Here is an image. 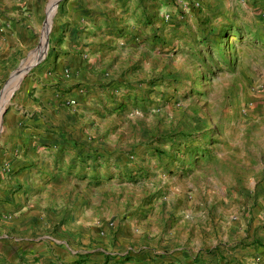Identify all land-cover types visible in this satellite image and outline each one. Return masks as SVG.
<instances>
[{
	"label": "rangeland",
	"instance_id": "rangeland-1",
	"mask_svg": "<svg viewBox=\"0 0 264 264\" xmlns=\"http://www.w3.org/2000/svg\"><path fill=\"white\" fill-rule=\"evenodd\" d=\"M52 1L37 42L1 73V139L7 110L51 56L67 0ZM162 6L140 20L139 34L121 38V53L106 55L98 69L105 96L82 103L79 117L67 121L89 132L81 166L111 175L114 207L171 225L166 251L172 248L175 260L166 252L146 264H264V0ZM188 225L198 226L189 236Z\"/></svg>",
	"mask_w": 264,
	"mask_h": 264
},
{
	"label": "crops",
	"instance_id": "crops-1",
	"mask_svg": "<svg viewBox=\"0 0 264 264\" xmlns=\"http://www.w3.org/2000/svg\"><path fill=\"white\" fill-rule=\"evenodd\" d=\"M168 1L61 5L42 77L30 78L7 110L0 138V264H146L172 245L171 225H151L148 213L127 212L122 203L114 207L111 175L81 166L88 130L67 124L79 117L82 103L105 96L98 69L106 55L121 53V38L139 34L146 13ZM48 6L49 0H0V77L37 42ZM97 180L104 183L99 190L81 183ZM188 226V236L198 228ZM172 251L168 258L175 260Z\"/></svg>",
	"mask_w": 264,
	"mask_h": 264
},
{
	"label": "bare ground",
	"instance_id": "bare-ground-1",
	"mask_svg": "<svg viewBox=\"0 0 264 264\" xmlns=\"http://www.w3.org/2000/svg\"><path fill=\"white\" fill-rule=\"evenodd\" d=\"M56 1L57 0H53L52 2V4H54V3H56ZM54 9H55V6L53 7ZM46 52H47V45L45 44V46L43 47V56L46 54ZM30 65V63H28V64H26V66H24V67H22L21 68V71L19 72L20 74H18V77L16 78L18 81L21 79V76H22V74H24L27 70H28V66ZM9 94H10V92L9 91H7V93H5V95H4V98H6L7 96H9ZM6 101V100H5ZM1 109L2 108H0V116H1Z\"/></svg>",
	"mask_w": 264,
	"mask_h": 264
},
{
	"label": "trees",
	"instance_id": "trees-1",
	"mask_svg": "<svg viewBox=\"0 0 264 264\" xmlns=\"http://www.w3.org/2000/svg\"><path fill=\"white\" fill-rule=\"evenodd\" d=\"M229 29V28H228ZM228 29H225L224 31H223V33H224V38L227 40L228 39V37H229V31H228ZM240 29V28H239ZM221 54H223V55H225V52H224V50H222L221 52H220ZM227 62V61H226Z\"/></svg>",
	"mask_w": 264,
	"mask_h": 264
},
{
	"label": "built area",
	"instance_id": "built-area-1",
	"mask_svg": "<svg viewBox=\"0 0 264 264\" xmlns=\"http://www.w3.org/2000/svg\"><path fill=\"white\" fill-rule=\"evenodd\" d=\"M70 102H71V103H75L76 100H75V99H71ZM8 167H9V166H8ZM9 169H10V167H9Z\"/></svg>",
	"mask_w": 264,
	"mask_h": 264
},
{
	"label": "water",
	"instance_id": "water-1",
	"mask_svg": "<svg viewBox=\"0 0 264 264\" xmlns=\"http://www.w3.org/2000/svg\"><path fill=\"white\" fill-rule=\"evenodd\" d=\"M51 17V16H50Z\"/></svg>",
	"mask_w": 264,
	"mask_h": 264
}]
</instances>
